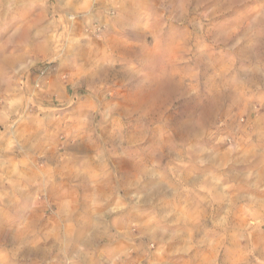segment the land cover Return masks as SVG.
Masks as SVG:
<instances>
[{"label": "rangeland", "instance_id": "rangeland-1", "mask_svg": "<svg viewBox=\"0 0 264 264\" xmlns=\"http://www.w3.org/2000/svg\"><path fill=\"white\" fill-rule=\"evenodd\" d=\"M0 264H264V0H0Z\"/></svg>", "mask_w": 264, "mask_h": 264}, {"label": "crops", "instance_id": "crops-1", "mask_svg": "<svg viewBox=\"0 0 264 264\" xmlns=\"http://www.w3.org/2000/svg\"><path fill=\"white\" fill-rule=\"evenodd\" d=\"M31 30H32V28L29 26V33L31 32ZM33 40L34 39H32V36L29 35V63L32 62L34 56L37 55V52H36L37 51V47H36V44H35V42ZM64 197H65L64 192L61 195L59 193V196H58L59 199H61L63 201Z\"/></svg>", "mask_w": 264, "mask_h": 264}]
</instances>
